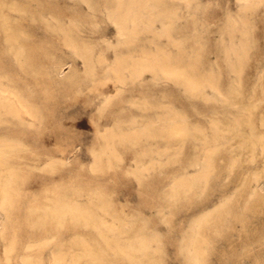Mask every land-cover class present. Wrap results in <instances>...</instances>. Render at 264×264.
Here are the masks:
<instances>
[{
    "label": "rangeland",
    "instance_id": "obj_1",
    "mask_svg": "<svg viewBox=\"0 0 264 264\" xmlns=\"http://www.w3.org/2000/svg\"><path fill=\"white\" fill-rule=\"evenodd\" d=\"M22 1L0 2V89L22 97L33 115L31 123L28 117L23 123L8 116L0 121V144L9 142L4 157L10 165V173L0 175L6 182L0 264H53L55 255L63 264H89L85 249L94 230L67 214L75 209L90 210L95 221L161 228L199 216L200 223L219 218L227 224L228 211L238 209L262 228L264 242V213L246 209L256 199L264 201V0H38L44 6ZM18 6L26 12L21 15ZM122 13L128 14L124 23ZM167 68L181 75L166 74ZM172 128L181 133L170 135ZM159 237L165 261L178 235ZM256 244L252 258L220 264H264Z\"/></svg>",
    "mask_w": 264,
    "mask_h": 264
},
{
    "label": "bare ground",
    "instance_id": "obj_2",
    "mask_svg": "<svg viewBox=\"0 0 264 264\" xmlns=\"http://www.w3.org/2000/svg\"><path fill=\"white\" fill-rule=\"evenodd\" d=\"M3 1V0H2ZM2 1H0L2 3ZM6 1V0H5ZM18 2L22 1V0H17ZM38 1V0H37ZM36 1V2H37ZM82 1V0H81ZM87 1V0H86ZM93 1V0H92ZM96 1V0H95ZM127 1V0H126ZM135 1V0H133ZM132 1V2H133ZM148 1V0H147ZM11 2V1H10ZM17 2V4H18ZM23 2V1H22ZM26 2V1H25ZM40 1H38L39 3ZM48 2L50 3V1L48 0ZM85 2V0H84ZM91 2V1H90ZM94 2V1H93ZM106 2V1H105ZM131 2V1H130ZM137 2V1H136ZM142 2V1H140ZM245 2V1H244ZM0 3V4H1ZM5 3V2H4ZM24 3V2H23ZM27 3V2H26ZM24 3V4H26ZM37 3V5H38ZM51 3H52V0H51ZM88 3V2H86ZM85 3V4H86ZM97 3V1H96ZM99 3V2H98ZM108 3V1H107ZM135 3V2H134ZM138 3V2H137ZM3 4V3H2ZM13 4V3H12ZM16 5V2L14 3ZM36 4V3H35ZM41 4V2H40ZM39 4V5H40ZM94 4V3H93ZM110 4V3H109ZM108 4V5H109ZM128 4V3H127ZM6 5H10V3L6 4ZM42 5V4H41ZM54 5V4H53ZM88 5V4H86ZM90 5V4H89ZM121 5V4H119ZM132 5V4H131ZM169 5V4H168ZM2 6H5V5H2ZM13 6V5H11ZM21 7V5H19ZM18 6V10L19 13L21 14V12L23 13V10H19L20 7ZM32 6V5H31ZM44 6V5H42ZM41 6V7H42ZM95 6V4H94ZM98 7V4L96 5ZM110 6V5H109ZM154 6V5H153ZM158 6H159V2H158ZM176 6V5H175ZM16 6H14L13 8H15ZM57 7V6H56ZM106 7V5H105ZM104 7V8H105ZM117 7V6H116ZM123 7V6H122ZM132 7V6H131ZM146 7H148V5L146 4ZM152 7V6H151ZM246 7V6H245ZM9 8V7H8ZM23 8V7H22ZM21 8V9H22ZM93 8V6H92ZM99 10L101 9L100 7H98ZM107 8V7H106ZM105 8V9H106ZM127 8V7H126ZM153 8V7H152ZM162 8V7H161ZM2 9V8H0ZM17 9V8H16ZM27 9V8H25ZM47 9V8H46ZM95 9V8H94ZM108 9V8H107ZM110 9V7H109ZM114 9V8H112ZM130 9V8H129ZM128 9V10H129ZM146 9V8H145ZM144 9V10H145ZM6 10V9H5ZM9 11H11V7L8 9ZM89 10V9H88ZM92 10V9H91ZM117 10V9H116ZM123 10V9H122ZM125 10V9H124ZM123 10V11H124ZM133 10V9H131ZM1 11V10H0ZM58 11V10H57ZM95 11V10H94ZM93 11V12H94ZM98 10H96L97 12ZM106 11V10H104ZM119 11V10H118ZM135 11V10H134ZM2 12V11H1ZM16 12V11H15ZM26 12V11H25ZM24 12V13H25ZM36 13H38L39 11H37V6H36ZM34 12V13H35ZM92 12V13H93ZM120 12V11H119ZM127 12V11H125ZM129 12V11H128ZM127 12V13H128ZM131 12V11H130ZM151 12V11H149ZM157 12V11H156ZM23 13V14H24ZM27 13H29L27 11ZM87 13V12H86ZM102 13V12H101ZM121 13V12H120ZM127 13H122L120 15V21L121 23L125 22V19L127 17ZM137 12H135L136 14ZM155 13V12H154ZM40 13H38L39 15ZM131 14V13H129ZM134 14V13H133ZM143 14V13H142ZM149 14V13H148ZM147 14V15H148ZM153 14V13H152ZM171 14V13H169ZM3 15V14H1ZM7 14H5L6 16ZM16 15L19 17L18 13L16 12ZM22 15V14H21ZM20 15V16H21ZM34 15V14H33ZM103 15V13H102ZM116 15V14H114ZM156 15V14H155ZM8 16V15H7ZM6 16V18H8ZM91 16V14H90ZM92 16H94L92 14ZM117 16V15H116ZM152 16V15H151ZM3 17V16H2ZM35 17V16H34ZM87 17V15H86ZM104 17V16H103ZM102 17V18H103ZM109 17V16H108ZM113 17V16H111ZM110 17V18H111ZM154 17V16H153ZM167 17V16H166ZM176 17V16H175ZM1 18V17H0ZM33 18V17H32ZM96 18V17H95ZM101 18V16H100ZM114 18V17H113ZM162 18V17H161ZM4 19V17H3ZM109 19V18H108ZM132 19V18H131ZM158 19V18H157ZM9 20V19H8ZM7 20V21H8ZM42 20V19H41ZM92 20V18H91ZM94 20V19H93ZM104 20V19H103ZM113 20V19H111ZM117 20V19H116ZM129 20V19H127ZM166 20V19H165ZM171 20V19H170ZM174 20V19H173ZM40 21V20H39ZM105 21V20H104ZM103 21V22H104ZM110 21V19H109ZM138 21V20H137ZM164 21V20H163ZM10 22H12L10 20ZM8 21V23H10ZM16 22V21H14ZM42 23V21H40ZM83 22V21H82ZM101 22V21H100ZM114 22V21H113ZM118 23V21H116ZM132 22V21H131ZM130 22V23H131ZM165 22V21H164ZM168 22V21H167ZM1 23V22H0ZM5 23V24H4ZM2 22V24L6 25L7 23L6 22ZM81 23V22H80ZM129 23V22H128ZM136 23V22H135ZM154 22H152L153 24ZM161 23V22H160ZM19 24V22H18ZM69 24V23H68ZM85 24H87V22H85ZM93 24V23H92ZM95 24V23H94ZM114 24V23H113ZM171 24V23H170ZM234 24V23H233ZM236 24V23H235ZM241 24V23H240ZM244 24V22H243ZM44 25V24H43ZM47 25V24H46ZM50 25V24H49ZM53 25V24H52ZM82 25V24H81ZM98 25V24H97ZM96 25V26H97ZM117 25V24H115ZM120 25V23L118 24ZM129 25V24H128ZM132 25V24H130ZM154 25V24H153ZM1 26V25H0ZM3 26V25H2ZM1 26V28H2ZM93 26V25H92ZM125 26V25H124ZM239 26V25H238ZM86 27V26H85ZM88 28L90 26H87ZM94 27V26H93ZM117 27V26H116ZM121 27V26H120ZM120 27H117L119 29H121ZM122 27H123V24H122ZM127 27V25L125 26ZM143 27V26H142ZM10 28L12 29V27L10 26ZM9 28V29H10ZM48 28V26H47ZM50 28V27H49ZM73 28V27H71ZM84 28V27H83ZM98 28V27H97ZM128 30L129 27H127ZM126 28V29H127ZM141 28V27H140ZM157 28V27H156ZM178 28V27H177ZM8 29V28H7ZM17 29V28H16ZM68 29V28H67ZM70 29V28H69ZM74 29V28H73ZM95 29V28H94ZM116 29V28H115ZM170 29V28H169ZM180 29V28H179ZM14 30V28H13ZM12 30V31H13ZM19 30V29H18ZM16 31V32H19V31ZM85 30V29H84ZM92 30V29H91ZM117 30V29H116ZM121 30H125L124 28H122ZM161 30V29H160ZM177 30V29H176ZM230 30V29H229ZM56 31V30H55ZM60 31V30H59ZM62 32H64L63 30H61ZM126 31V30H125ZM132 31V30H131ZM149 31V30H148ZM155 31V30H154ZM4 32V31H3ZM8 32V31H7ZM14 34L16 33L15 30L13 31ZM90 33V31H88ZM92 33L94 32L93 30L91 31ZM118 32V31H117ZM116 32V33H117ZM135 32V31H134ZM156 32V31H155ZM168 32V31H167ZM6 33V31H5ZM11 33V30L10 32ZM20 33V32H19ZM91 33V36H93ZM121 34V32H119ZM141 33V31H140ZM152 33H153V30H152ZM94 34V33H93ZM124 34V33H123ZM126 34V32H125ZM130 34V32H129ZM161 34H162V30H161ZM23 35V34H21ZM19 35V37L21 36ZM64 35V34H63ZM62 35V36H63ZM134 35V34H133ZM167 35V34H166ZM169 35V34H168ZM18 36V35H17ZM28 36V35H26ZM65 36V35H64ZM73 36V35H72ZM71 36V37H72ZM90 36V35H89ZM126 36V35H124ZM123 36V37H124ZM132 36V35H131ZM154 36V35H153ZM2 37V35H1ZM6 37V36H4ZM9 37V36H7ZM7 37L5 38V40H8ZM13 37V36H12ZM22 37V36H21ZM70 37V36H69ZM121 37V36H119ZM127 37V36H126ZM135 37V36H133ZM151 37V36H150ZM163 37H166L165 35ZM17 38V37H15ZM75 38V36H74ZM72 38V39H74ZM82 38V37H81ZM90 38V37H89ZM100 38V37H99ZM98 38V39H99ZM122 38V37H121ZM128 38V37H127ZM171 38H173V36H171ZM69 39V38H68ZM70 39V40H72ZM77 39V38H76ZM93 38H91L92 40ZM118 39V38H117ZM194 39V38H193ZM191 39V40H193ZM4 40V38H3ZM4 40V41H5ZM10 40V39H9ZM14 40V39H12ZM17 40V39H16ZM25 40H28V39H25ZM47 40V39H46ZM49 40V39H48ZM68 40V41H70ZM103 40V39H102ZM119 40V39H118ZM123 40V39H122ZM150 40V39H149ZM168 40V39H167ZM172 40V39H171ZM20 41V40H19ZM65 41V39H64ZM75 41V40H74ZM79 40H77L78 42ZM93 41V40H92ZM106 41V40H105ZM154 41V40H153ZM176 41V40H174ZM3 42V41H2ZM6 43L9 42V41H5ZM15 42V40H14ZM44 42V41H43ZM72 42V41H70ZM80 42H82V40H80ZM84 42V41H83ZM90 42V41H89ZM88 42V43H89ZM118 42V41H117ZM116 42V43H117ZM129 42H131V40H129ZM128 42V43H129ZM177 42V41H176ZM247 42V41H246ZM48 43V42H47ZM87 43V42H85ZM91 43V42H90ZM112 43V42H110ZM109 43V44H110ZM120 43V41L118 42ZM117 44H113L114 46L115 45H118ZM124 43V42H123ZM132 43V42H131ZM151 43V42H150ZM155 43V42H154ZM157 43V42H156ZM4 44V43H3ZM53 44V43H52ZM82 44V43H81ZM98 44V43H97ZM121 44V43H120ZM148 44V43H147ZM170 44H172L170 42ZM175 44V43H173ZM178 44V43H177ZM246 44V43H245ZM6 45V44H5ZM3 45V46H5ZM13 44L11 43L10 46H12ZM18 45V44H17ZM49 45V44H48ZM80 45V44H79ZM91 45V44H90ZM96 45V43H95ZM94 45V46H95ZM99 45V44H98ZM125 45H126V42H125ZM137 45V44H136ZM141 45V44H140ZM153 45V44H152ZM219 45V44H218ZM231 45V44H230ZM8 46V45H7ZM74 46V44L72 45ZM127 46V45H126ZM167 46V45H166ZM175 47V45H173ZM182 46V45H181ZM14 47V45L12 46ZM20 47V46H19ZM50 47V46H49ZM70 47V45H69ZM84 47V46H83ZM98 47V46H97ZM123 47V46H122ZM121 47V48H122ZM131 47V46H130ZM129 47V48H130ZM146 47V46H145ZM154 47H156L154 45ZM153 47V48H154ZM170 47H172L170 45ZM218 47V46H217ZM6 48V47H5ZM11 48V47H10ZM45 48V47H44ZM74 48V47H73ZM89 48V46H88ZM93 48V47H92ZM104 48H105V45H104ZM132 48V47H131ZM134 48H136L134 46ZM150 48V47H149ZM148 48V50H149ZM166 48V47H165ZM173 48V47H172ZM176 48V47H175ZM178 48V46H177ZM215 48V47H214ZM226 48V47H225ZM232 48V47H231ZM236 48V47H235ZM12 49V48H11ZM17 49V48H16ZM46 49V48H45ZM127 49V48H126ZM160 49V48H159ZM157 48V51L159 50ZM179 49V48H178ZM181 49V48H180ZM217 49V48H216ZM3 50H7V49H3ZM2 50V51H3ZM14 50V49H13ZM18 50V49H17ZM78 50V49H77ZM84 50V49H83ZM82 50V51H83ZM91 50V49H90ZM100 50V49H99ZM119 50V48H118ZM129 50V49H127ZM165 51V49H163ZM162 50V51H163ZM194 50V48H193ZM218 50V49H217ZM229 50V49H228ZM19 51V50H18ZM49 51V50H48ZM76 51V49H75ZM151 51V50H150ZM184 51V49H183ZM203 51V50H202ZM222 51V50H221ZM5 52V51H4ZM3 52V53H4ZM8 52V51H7ZM20 52V51H19ZM23 52V51H22ZM25 52V50H24ZM32 52V50H31ZM51 52H54V51H51ZM49 52V53H51ZM94 52H95V49H94ZM117 52V51H116ZM126 52V51H125ZM145 52V51H144ZM17 52H15L16 54ZM47 53V52H46ZM48 53V54H49ZM72 53V51H71ZM77 54L76 52H73V54ZM93 53V52H91ZM90 53V54H91ZM148 53V51H147ZM154 53V52H153ZM160 53V52H159ZM164 53V52H163ZM166 53V52H165ZM182 53V52H181ZM185 53V52H184ZM6 54V53H5ZM8 54V53H7ZM14 54V53H13ZM22 55V58H23V54L20 53ZM86 54V53H85ZM89 54V55H90ZM123 54V53H122ZM198 54V52H197ZM201 54V53H200ZM19 55V53H18ZM79 55V54H78ZM121 55V54H120ZM145 55V54H144ZM170 55V54H169ZM234 55V54H233ZM16 56V55H15ZM14 56V57H15ZM50 56V54H49ZM87 56V54H86ZM97 56V55H96ZM117 56V55H116ZM152 56V55H151ZM154 56V55H153ZM168 56V55H167ZM186 56V55H185ZM13 57V56H11ZM52 57V55H51ZM50 57V58H51ZM85 57V55H84ZM91 57V56H90ZM136 57V56H134ZM139 57V56H138ZM10 58V56H9ZM16 58V57H15ZM45 58V56H44ZM93 58V57H92ZM91 58V59H92ZM103 58V57H102ZM114 58V57H112ZM155 58V57H154ZM174 58V57H173ZM177 58V57H176ZM192 58V57H191ZM47 59V58H46ZM59 59V58H58ZM89 59V58H87ZM128 59V57H127ZM133 59V58H132ZM137 59V58H136ZM142 59V58H141ZM140 59V60H141ZM186 59V58H185ZM194 59V58H193ZM19 60V58H18ZM21 60V59H20ZM19 60V61H20ZM25 60V58H24ZM54 60V59H53ZM93 60V59H92ZM131 60V59H130ZM144 61V59H142ZM141 60V61H142ZM146 60V59H145ZM149 60V59H148ZM10 61V60H9ZM15 61H17L15 59ZM18 61V62H19ZM57 61V60H56ZM97 61V60H96ZM126 61V60H124ZM133 61V60H132ZM136 61V60H135ZM191 61V60H190ZM198 61V60H197ZM26 61H23L21 63H24ZM52 62V61H50ZM123 62V61H122ZM138 63V61H136ZM140 62V61H139ZM148 62V61H147ZM153 61L152 63L149 61L146 65H149V66H159L160 69H161V66H165L167 67L166 65L162 64V63H158V62H155ZM204 62V61H202ZM93 63V61H92ZM112 63V62H111ZM119 63V61H118ZM133 63V62H132ZM145 63V62H144ZM176 63V61H175ZM11 64H12V59H11ZM16 64V63H15ZM55 64V63H54ZM231 64V63H230ZM244 64V63H243ZM13 65V64H12ZM21 65V64H20ZM26 66V64H24ZM85 65H88V64H85ZM109 65V64H108ZM130 65V63H129ZM242 65V64H241ZM240 65V66H241ZM16 66V65H15ZM23 66V64H22ZM42 66V65H41ZM94 66V65H93ZM127 66V65H126ZM133 66V64L131 65ZM135 66V64H134ZM143 66V65H142ZM202 66V65H200ZM19 67V65H18ZM29 67V66H28ZM87 67V66H86ZM124 67V66H123ZM129 67V66H128ZM136 67V66H135ZM158 67V68H159ZM227 67V66H226ZM52 68V67H50ZM49 68V69H50ZM144 68V67H143ZM156 68V67H155ZM171 68V67H170ZM182 68V67H181ZM48 69V68H47ZM58 69V68H57ZM62 69V68H61ZM90 69V68H89ZM88 69V70H89ZM92 69V68H91ZM113 69V68H112ZM118 69V68H117ZM120 69V68H119ZM159 69V70H160ZM164 69V68H163ZM177 69V68H175ZM174 69V70H175ZM185 69V67H184ZM192 69V68H191ZM33 70V69H32ZM31 70V72H32ZM52 70V69H51ZM54 70V68H53ZM121 70V69H120ZM168 71H166V74L169 73L171 75H175L177 74V72H175L173 69H168ZM113 71V70H111ZM119 71V70H118ZM142 71V70H141ZM151 71V70H150ZM181 71V70H180ZM179 71V72H180ZM38 72V71H37ZM55 72V71H54ZM57 72V71H56ZM59 72V71H58ZM62 71H60L61 73ZM121 72V71H120ZM160 72V71H159ZM162 72V71H161ZM164 72H165V69H164ZM1 73V72H0ZM3 73V72H2ZM63 73V72H62ZM137 73V72H136ZM152 73V72H151ZM157 73V72H156ZM186 73V72H185ZM35 74V73H33ZM56 74V73H55ZM88 74V73H87ZM91 74V73H90ZM128 74V72H127ZM133 74V73H131ZM135 74V73H134ZM159 74V73H158ZM165 74V75H166ZM3 75V74H2ZM40 75V74H39ZM48 75L49 77V74H46ZM58 75V74H56ZM121 75H122V72H121ZM126 75V74H125ZM130 75V74H129ZM178 75V74H177ZM181 75V73L179 74ZM178 75V76H179ZM5 76V74H4ZM33 76L32 74L30 75V77ZM55 76V75H54ZM62 76V74L60 75ZM59 76V77H60ZM183 76V75H182ZM185 76V75H184ZM3 77V76H2ZM9 77V76H8ZM36 77V75H35ZM34 77V78H35ZM58 77V78H59ZM122 77V76H121ZM120 77V78H121ZM162 77V76H161ZM188 77V76H186ZM33 78V77H31ZM56 78V77H55ZM62 78V77H61ZM125 78V77H124ZM127 78V77H126ZM174 78V77H173ZM196 78V77H194ZM1 79V78H0ZM10 79V77H9ZM52 79V78H51ZM116 79V78H115ZM53 80V79H52ZM55 80V79H54ZM63 80H64V77H63ZM125 80V79H124ZM167 80V79H166ZM169 80V79H168ZM210 80V79H209ZM9 81V80H7ZM11 81V80H10ZM117 81V80H116ZM120 81V80H119ZM186 81V80H185ZM188 81V80H187ZM194 81V80H193ZM15 82V81H14ZM59 82V81H58ZM64 82V81H63ZM189 82V81H188ZM10 83V82H9ZM57 83V82H56ZM65 83V82H64ZM63 83V84H64ZM120 83V82H119ZM176 83V81H175ZM232 83V82H231ZM2 84V83H1ZM58 84V83H57ZM55 84V85H57ZM62 84V85H63ZM177 84V83H176ZM179 84V83H178ZM12 85H13V82H12ZM17 85V84H16ZM54 85V86H55ZM60 85V84H59ZM66 85V84H65ZM121 85V84H120ZM209 85V83H208ZM228 85V83H227ZM5 86V85H4ZM14 86V85H13ZM187 86V85H186ZM196 86V85H195ZM212 86V85H211ZM59 87V86H58ZM57 87V88H58ZM118 87V86H117ZM216 87V86H215ZM218 87V86H217ZM12 88V87H11ZM60 88V87H59ZM120 88V87H118ZM190 88V87H189ZM193 87H191L190 89H192ZM201 88H202V85H201ZM210 88V87H209ZM212 88V87H211ZM121 89V88H120ZM17 90V89H16ZM57 90V89H56ZM55 90V91H56ZM61 90V89H60ZM59 90V91H60ZM118 90V89H117ZM193 90V89H192ZM191 92H194L192 91ZM202 90V89H201ZM8 91V90H7ZM19 91V90H18ZM58 91V92H59ZM221 91V90H220ZM219 91V92H220ZM229 91V90H228ZM233 91V90H231ZM238 91V90H237ZM253 91V90H252ZM6 90L4 89H0V121H6L8 120V117L10 119H14L19 121V122H24L26 121V117H28L27 120H30L33 115L31 113V110L29 108V104L24 101L23 99L21 98H18L17 96H13V95H7V93H5ZM12 92V91H11ZM30 92V91H29ZM186 92V91H184ZM200 92V91H199ZM241 92V91H240ZM18 93V92H17ZM31 93V92H30ZM33 93V92H32ZM45 93V91H44ZM202 93V92H201ZM242 93V92H241ZM12 94V93H11ZM103 94V93H101ZM197 94V93H196ZM217 94V93H216ZM231 94V93H230ZM195 95V94H193ZM24 96V95H23ZM226 96V95H225ZM98 97V96H97ZM25 98V97H24ZM102 98V97H101ZM106 97L104 96V99ZM227 98V97H226ZM248 100L250 99L249 97H247ZM103 99V98H102ZM102 99H99V100H102ZM191 99V98H190ZM212 99V98H211ZM108 100V99H107ZM196 100V99H195ZM38 101V100H37ZM87 101V100H86ZM91 101V100H89ZM88 101V102H89ZM50 102V101H49ZM106 102V101H105ZM236 102V101H235ZM93 103V102H92ZM101 103H103L101 101ZM111 104V103H110ZM219 104V103H218ZM50 105V104H49ZM106 105V104H105ZM254 105V104H253ZM44 106V105H43ZM142 106V105H141ZM224 106V105H223ZM245 106V105H243ZM222 108V107H221ZM43 109V108H42ZM143 109V108H142ZM223 109V108H222ZM230 109V108H229ZM145 110V109H144ZM224 110H228V109H225ZM252 110V109H250ZM150 111V110H149ZM222 112V111H221ZM235 112V110H234ZM233 112V113H234ZM164 113V112H163ZM210 113V112H209ZM224 113V112H223ZM42 114V113H41ZM110 114V113H109ZM213 114V113H212ZM247 114V113H246ZM245 114V115H246ZM5 116V117H4ZM8 116V117H7ZM162 116V114H161ZM221 116V115H220ZM254 116V114H253ZM248 117H249V114H248ZM246 118V117H245ZM9 119V120H10ZM41 119V118H40ZM124 119V118H123ZM182 119V118H181ZM206 119V118H205ZM203 119V120H205ZM208 119V118H207ZM241 121L242 119L239 118ZM247 119V118H246ZM224 120V119H223ZM112 121V120H111ZM157 121V120H156ZM239 122V120H237ZM29 123H31L32 121H27ZM138 122V121H137ZM197 122V121H196ZM207 122V121H205ZM222 122V121H221ZM245 122V121H244ZM243 122V123H244ZM16 123V122H15ZM42 123V122H41ZM195 123V122H194ZM226 123V122H225ZM241 123V124H243ZM1 124V122H0ZM34 124V123H33ZM237 124V123H236ZM12 125V124H11ZM147 125V124H146ZM219 125V124H218ZM6 126V125H5ZM3 126V128L5 127ZM37 126V124H36ZM103 126V125H101ZM113 126V125H112ZM144 126V125H143ZM142 126V127H143ZM152 126V125H150ZM189 126V125H188ZM246 126V125H245ZM263 126V125H262ZM17 127V126H16ZM19 127V126H18ZM21 127V126H20ZM98 127V126H97ZM140 127V126H138ZM155 128V126H153ZM205 127V125H204ZM207 127V126H206ZM228 127V126H227ZM1 128V127H0ZM6 128V127H5ZM101 128V127H100ZM118 128V127H117ZM171 128V127H170ZM224 128V126H223ZM260 128V127H259ZM10 129V128H9ZM26 129V128H25ZM130 129V128H129ZM183 129V128H182ZM228 129V128H227ZM230 129V128H229ZM240 129V128H238ZM2 130V129H0ZM28 130V129H26ZM31 130V129H30ZM101 130V129H100ZM99 130V131H100ZM107 130V129H106ZM131 130V129H130ZM143 130V129H142ZM222 130V129H221ZM111 131V130H110ZM128 131V130H127ZM155 131V130H154ZM158 131V130H157ZM180 128H176V129H170L169 130V134L171 135H179L181 132H180ZM201 131V130H200ZM206 131V130H205ZM223 131V130H222ZM228 131V130H227ZM4 132V131H3ZM26 132V131H25ZM29 132V130H28ZM102 132V131H101ZM193 132V131H192ZM231 132V131H230ZM7 133V132H6ZM27 133V132H26ZM132 133V132H131ZM137 133V132H135ZM168 133V132H167ZM207 133V132H206ZM211 133V131H210ZM107 134V133H106ZM121 134V133H120ZM143 134V132H142ZM145 134H146V131H145ZM186 134V133H185ZM216 134V133H215ZM229 134V133H228ZM213 135V134H212ZM225 135V134H224ZM242 135V134H240ZM1 136V135H0ZM3 136V135H2ZM5 136H8L5 134ZM112 136V135H111ZM118 136V135H117ZM207 136V135H206ZM216 136V135H215ZM226 136V135H225ZM263 136V135H262ZM98 137V136H97ZM197 137V136H196ZM209 137V136H208ZM5 138V137H4ZM7 138V137H6ZM151 138V137H150ZM194 138V137H193ZM234 138V137H233ZM232 138V139H233ZM240 138V137H239ZM144 139V138H143ZM195 139V138H194ZM140 140V139H139ZM216 140V139H215ZM11 142V139L9 140ZM16 141V140H14ZM114 141H116L114 139ZM143 141V140H142ZM231 141V140H230ZM242 141V140H241ZM247 141V140H246ZM259 141V140H258ZM101 142V141H100ZM141 142V141H140ZM264 142V141H263ZM7 143V142H6ZM2 143L0 144V175L1 174H7V173H10L9 169H10V165H6L7 164V161L5 159V155L7 154V151H6V147H7V144L9 143ZM125 143V142H124ZM159 143V142H158ZM222 143V142H221ZM239 143V142H238ZM100 144V143H99ZM152 144V143H151ZM165 144V143H164ZM177 144V143H176ZM252 144V143H251ZM255 144V143H254ZM127 145V144H126ZM175 145V144H174ZM226 145V143H225ZM264 145V144H263ZM154 146V145H153ZM230 146V145H229ZM193 147V146H192ZM202 147V146H200ZM260 147V146H259ZM264 147V146H263ZM221 148V147H220ZM21 149V148H20ZM9 150V149H8ZM153 150V149H152ZM19 151V150H18ZM241 151V150H240ZM12 153V151H10ZM219 152V151H218ZM237 153V152H236ZM227 154V153H226ZM245 154V153H244ZM215 155V154H214ZM253 155V154H252ZM259 155V154H258ZM12 156V155H11ZM18 156V155H17ZM250 156V155H249ZM10 158V157H9ZM248 158V157H247ZM169 159V158H168ZM95 160V159H94ZM231 160V159H230ZM12 162V161H11ZM200 162V161H199ZM229 162V161H228ZM158 163V162H157ZM214 163V161H213ZM12 164V163H11ZM99 164V163H98ZM231 164V163H230ZM18 165V164H17ZM262 165V164H261ZM14 166V165H13ZM91 166V165H90ZM102 167V166H101ZM192 169V168H191ZM45 170V169H44ZM156 170V169H155ZM202 171V170H201ZM162 172V171H160ZM189 172V171H188ZM159 173V172H158ZM195 174V173H194ZM197 174V172H196ZM185 176V175H184ZM189 176V175H188ZM205 176V175H204ZM192 177V176H191ZM1 176H0V202L1 201H4L3 200V197H5V187H4V184L6 182H3L1 181ZM6 178V177H5ZM209 179V178H208ZM143 180V179H142ZM186 180H189V179H186ZM197 180V179H196ZM175 182V181H174ZM207 183V182H206ZM254 183V182H253ZM168 184V183H167ZM259 184V183H258ZM264 185V183H262ZM147 185V184H146ZM168 186V185H167ZM12 187V186H11ZM147 187V186H146ZM166 187V186H165ZM160 189V188H159ZM176 189V188H175ZM200 189V188H199ZM170 190V189H169ZM263 190V189H262ZM161 191V189H160ZM164 192V191H163ZM175 193V192H174ZM85 194V193H84ZM230 194V193H229ZM86 196V195H85ZM172 196V195H171ZM182 197V196H181ZM184 197V196H183ZM85 198V197H84ZM228 199V198H227ZM103 200V199H102ZM50 201V200H49ZM53 201V200H52ZM64 201V200H63ZM184 201V200H183ZM226 201V200H225ZM54 203V202H52ZM96 203V202H95ZM224 203V202H223ZM219 205V204H218ZM221 205V204H220ZM63 206V205H62ZM111 206V205H110ZM216 206V205H214ZM60 208V207H59ZM114 208V207H113ZM49 209V208H47ZM214 209V207L212 208ZM247 211L251 212L253 215H256V213H264V201L262 199H256L250 206H248V208H246ZM68 210V209H67ZM207 210V209H206ZM210 210V209H209ZM52 211V210H51ZM69 211V210H68ZM213 211V210H212ZM44 212V211H43ZM67 212V211H66ZM198 212V211H197ZM208 212V211H206ZM228 212H230V223H227V224H224L222 223V221L218 218L217 220H214L213 222H206V223H200V219L202 216H199L197 218H194L192 219L188 224L186 225H182L181 223H178V224H172V223H166L164 224V228H161L160 226L158 225H147V224H144V223H117V222H106V221H103V220H99V221H95L94 219H97L94 217V215L90 212V210H84V209H75V211H72V212H68L67 214L71 215L74 219H76L77 221H81V222H90V225L91 227L93 228L94 230V236L90 239V243L88 245V248L85 249V252H86V256L88 257L89 259V264H210L212 261L213 262H218L219 264L220 263H223L225 262V260L229 259V260H234V259H249V258H252V255H253V249H252V245L253 243H257L256 244V252L255 254H257V256L261 255L264 253V242L261 240V236L263 234V231H262V228L259 226V225H254V224H250L247 220V218H243L242 215H241V212L240 210L236 209V210H229ZM57 213H59L57 211ZM57 213H52L51 215L53 216H56L58 217L59 214ZM45 214V213H44ZM65 214V213H64ZM106 214V213H105ZM104 214V215H105ZM209 214V212H208ZM212 214V213H211ZM109 215V214H108ZM193 215V214H192ZM206 215V213H205ZM103 216V215H102ZM107 216V214H106ZM132 216V215H131ZM43 217V216H42ZM119 217V216H118ZM190 217V216H189ZM47 219V218H46ZM50 219V218H48ZM60 219V218H59ZM102 219V218H101ZM116 219V218H115ZM36 220V219H35ZM65 221V218L63 219ZM46 221V220H45ZM54 221V220H52ZM51 221V222H52ZM134 221V220H133ZM237 223H240L239 225H236ZM53 225V224H52ZM72 225V224H71ZM57 226V225H56ZM55 227V226H54ZM90 227V229H91ZM90 231V230H89ZM56 232V231H55ZM81 232V231H80ZM92 233V232H91ZM172 234H176L178 235V238L175 242H173L172 246H171V252H173V256H170L167 260L165 261H162L161 259V244H162V241L160 239V235H172ZM82 235V234H81ZM93 235V234H92ZM83 236V235H82ZM85 237V236H84ZM75 238V237H74ZM85 240V239H84ZM88 242V241H87ZM78 244V243H77ZM72 245V244H71ZM163 245V244H162ZM242 245L243 246V249L240 250V251H237L236 248H238L239 246L241 247ZM72 251V250H71ZM83 251H84V248H83ZM67 252V251H66ZM55 255V254H54ZM211 255L212 257V261L207 259V257H209ZM41 256V255H40ZM44 256V254H43ZM254 256V255H253ZM45 257V256H44ZM49 257V256H48ZM87 259V258H86ZM53 260H54V263L53 264H63L62 263V257L59 256V255H55L53 257ZM74 260V259H73ZM48 263V262H47ZM247 263V262H246ZM25 264H30L29 262H26Z\"/></svg>",
    "mask_w": 264,
    "mask_h": 264
}]
</instances>
